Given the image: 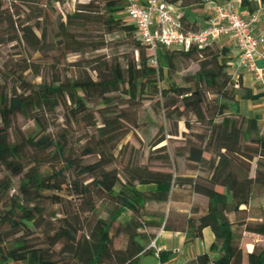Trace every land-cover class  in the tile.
<instances>
[{
    "label": "trees",
    "instance_id": "obj_1",
    "mask_svg": "<svg viewBox=\"0 0 264 264\" xmlns=\"http://www.w3.org/2000/svg\"><path fill=\"white\" fill-rule=\"evenodd\" d=\"M45 1L56 3L63 0ZM165 1L183 8L184 15L180 19L185 27L197 28L196 19H191L189 12L202 10L206 0ZM2 4L0 0V9ZM259 4L264 7V0H240V11H254ZM86 6L88 4H80L77 11L68 14L65 23L59 24L53 36L56 48L82 49L84 42L75 39L72 31L99 21L103 24L104 34L111 35L116 31L133 36L139 58L137 61L128 60L124 67L115 62L96 79L85 76L34 84L18 75L15 79L17 86L12 88L1 79L0 170L12 176L23 174V177L18 187L20 196L9 198L12 181L7 174L0 176V201L10 200L0 211V264H138L140 256L154 252L146 248V243L155 238L161 227L185 232L186 242L200 239L202 229L211 228L213 241L209 250L196 254L184 264H264V245L253 247L247 254V263L237 258L241 236L239 238L235 227H242L241 235L250 232L264 236V207H260L256 216L249 214L253 197L261 192L264 194V133L260 131L257 116L246 117L238 110L239 99L253 100L261 94H254L250 87L244 86L240 79L235 81L228 73L227 64L233 59L229 46L218 43L202 48L192 46L186 50L163 48L158 51V65L153 66L148 62L146 46L136 36L126 15V0H106V18L88 15L82 10ZM21 39L34 51L46 49L44 33L39 36L28 25L21 28ZM180 56L198 59V69L185 76L188 85L170 83L168 87H159L164 71L174 68ZM123 86L131 97H135L139 88L151 87L160 94L162 109L168 118L171 116L169 110H172L185 128L191 130V124L184 118L190 113L205 127L203 143L196 145L188 141L186 159L204 167L206 176L181 178L169 170L128 165L122 177L116 168L107 169L112 160L105 153L106 143L112 142L118 132L117 120L108 117L99 127L103 143L99 149L87 150V154H98L99 159L86 164L70 159L64 134L54 135L45 124L44 115L70 103L73 117L87 120L90 115L86 101L93 94L105 99L109 105L107 95L118 92ZM208 93L215 95V101H208ZM17 116L32 120L37 131L34 134L13 133ZM176 133L174 130L169 135ZM164 139L161 135L153 144ZM159 158L168 160L166 155ZM28 160L34 165L25 171ZM52 160H62L65 164L54 173L45 174L40 167ZM67 168L75 169L78 175L86 176L89 181L73 182V193L80 200L75 211L61 217L56 228L45 231L42 243H35L32 241L33 226L36 218L42 216L39 202L47 197L45 192L61 188L58 181ZM192 193L205 197L206 204L193 203L189 215L171 209L163 213H146L143 218L151 232L142 230L143 221L139 218L147 203L185 201ZM94 197L107 199L113 209L107 218H96L85 233L76 215L93 213ZM126 213L131 214L129 220L119 225ZM119 233L128 235V245L124 249L113 247L112 234ZM57 245L60 246L58 251L55 249ZM171 254L158 251L162 262Z\"/></svg>",
    "mask_w": 264,
    "mask_h": 264
},
{
    "label": "rangeland",
    "instance_id": "obj_2",
    "mask_svg": "<svg viewBox=\"0 0 264 264\" xmlns=\"http://www.w3.org/2000/svg\"><path fill=\"white\" fill-rule=\"evenodd\" d=\"M0 9V81L9 88L17 86L16 78L22 75L31 83L65 81L67 79L89 76L93 79L99 77L103 71L111 64L119 62L125 66L128 60L139 58L138 49L134 46V37L125 36L114 31L111 35L104 34L103 24L99 21L85 24L73 30L74 38L84 42V47L78 51L56 48L53 36L56 35L60 23H65L68 14L77 11L80 4H88L83 7V11L93 17L106 18L104 9L106 0H63L62 2L46 3L45 0L36 1H14L1 0ZM81 10V11H82ZM125 20L126 16H124ZM96 19V18H95ZM32 27V30L39 36L44 33L45 47L39 51L31 49L23 39H21V28ZM198 69V59L191 57H178L175 67L164 71V78L158 82L159 87H168L170 83L180 86H187L185 76L194 73ZM2 79V80H1ZM109 105L105 99L93 94L87 101L86 107L90 116L83 119L76 118L70 112L73 105L59 106L50 113L44 115L45 124L54 134H64L69 148V157L79 164L91 163L99 159L96 153L87 154L88 149H99L104 137H100L99 127L103 125L104 118H115L116 138L107 141L105 153L112 163L107 169L116 168L123 177L125 167L128 165H138L148 167L151 170H169L176 177L194 178L197 175L206 176L204 167L188 161L187 149L188 141L200 145L205 140V127L196 122L195 117L187 113L184 118L191 124V130H187L182 120H179L172 110L171 116H166V111L162 109V99L159 93H155L151 87H141L135 97H131L126 86L121 87L118 92L107 95ZM207 99L215 101V95L208 93ZM177 131L176 135L169 133ZM18 131L24 134H34L37 131L32 120L17 116L13 123L12 132ZM164 135V141L154 145V141ZM167 156L168 160L159 157ZM64 161L52 160L42 165L40 170L45 174H52L64 166ZM34 163L30 160L26 162L25 171L32 167ZM24 171V172H25ZM7 174L0 170V176ZM9 175V174H7ZM23 174L12 176V189L8 197L19 195V182ZM77 184L86 183L89 179L86 176L78 175L75 169L67 168L59 178L61 188L55 191L45 192V197L39 202L42 208V216L37 217L33 226V239L35 243H42L43 233L54 229L59 225L61 217L68 212L75 211L79 203V198L73 193V182ZM9 198L0 201V211L10 203ZM60 200L61 202H56ZM197 203L204 205L205 197L195 196ZM95 211L78 213L77 221L82 223L86 233L96 218H107L113 209V204L105 198L94 197ZM168 203L146 204L139 220L143 221V231L151 232L146 220L143 218L146 213H163L168 209ZM249 214L256 216L260 207H264V194L253 197ZM131 214L126 213L120 220L119 225H123L130 218ZM232 220L235 216L230 213ZM254 222V221H253ZM122 227V226H120ZM242 227H235V232L239 234L238 261L247 263L249 249L255 245H264V236L245 232L239 233ZM205 244L208 249L213 233L210 227L205 229ZM202 238L197 240V244ZM151 242V241H150ZM146 243L147 246L150 244ZM113 247L124 249L128 245V235L119 233L112 234ZM196 244V245H197ZM60 248L55 246L56 251ZM157 259L152 254H145L140 257L139 264H157ZM182 258L177 264H181Z\"/></svg>",
    "mask_w": 264,
    "mask_h": 264
},
{
    "label": "built area",
    "instance_id": "obj_3",
    "mask_svg": "<svg viewBox=\"0 0 264 264\" xmlns=\"http://www.w3.org/2000/svg\"><path fill=\"white\" fill-rule=\"evenodd\" d=\"M202 10L207 11L204 23L200 26L194 21L195 29L183 25V8L165 0H126L125 12L148 50L149 64L158 65V51L163 48H202L226 39L233 56L227 71L233 79L237 81L240 73L249 72L264 83V66L256 65V60L264 62V34L259 29L264 7L259 4L244 14L234 0H213L206 1ZM146 248L158 255L155 239Z\"/></svg>",
    "mask_w": 264,
    "mask_h": 264
},
{
    "label": "crops",
    "instance_id": "obj_4",
    "mask_svg": "<svg viewBox=\"0 0 264 264\" xmlns=\"http://www.w3.org/2000/svg\"><path fill=\"white\" fill-rule=\"evenodd\" d=\"M208 2L213 0H206ZM239 3L240 0H234ZM187 11V10H186ZM191 12V19H196V23L200 26L203 25L204 19L206 17L205 10H190ZM244 12V11H243ZM245 13V12H244ZM260 31L264 34V20L260 23ZM226 39L222 40L220 43H224L229 45ZM219 43V44H220ZM238 79L241 80L244 86L250 87L254 94H261L257 99H239L237 101L238 110L241 114L246 117H258V126L260 131L264 133V83L256 80L254 76L249 72H242L239 74ZM195 196H200L198 194L192 193L188 199L184 200H175L168 202V209L173 211L184 213L186 215L190 214V209L195 201ZM204 205L206 204L203 203ZM207 228V227H206ZM202 229V241L198 244L196 243L198 238L193 239L192 241L186 242L185 232L181 231H171V230H164L162 227L159 228L155 235V245L156 247L165 252H172L170 256H165V261H161L159 256L156 255L155 251L149 254H152L156 259L157 264H177L178 259L182 258L181 264H184L188 259H191L193 256L199 253L207 252L209 248H206L205 244V229ZM200 238V239H201ZM152 239V240H154ZM151 240V241H152ZM213 241V238H212ZM211 241V242H212ZM197 244V245H196ZM210 247V246H209ZM253 249V247H252ZM252 249H249L248 252H251ZM141 257V256H140ZM140 263V259H139ZM138 263V264H139Z\"/></svg>",
    "mask_w": 264,
    "mask_h": 264
},
{
    "label": "water",
    "instance_id": "obj_5",
    "mask_svg": "<svg viewBox=\"0 0 264 264\" xmlns=\"http://www.w3.org/2000/svg\"><path fill=\"white\" fill-rule=\"evenodd\" d=\"M256 65L258 67H262V66H264V62H262V60H256Z\"/></svg>",
    "mask_w": 264,
    "mask_h": 264
}]
</instances>
